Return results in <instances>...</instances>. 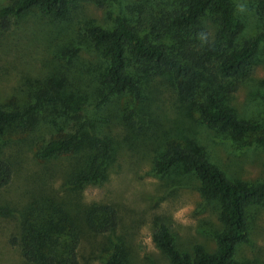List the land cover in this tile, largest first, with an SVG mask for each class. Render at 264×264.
I'll use <instances>...</instances> for the list:
<instances>
[{"label": "rangeland", "instance_id": "1", "mask_svg": "<svg viewBox=\"0 0 264 264\" xmlns=\"http://www.w3.org/2000/svg\"><path fill=\"white\" fill-rule=\"evenodd\" d=\"M181 1L80 2L57 19L32 10L13 19L9 29L0 34V103L4 107L31 101L33 92L80 106L77 114L70 115L59 102L45 103L32 127L11 131L2 143V153L13 172L8 185L0 189V208L8 210V214L0 215V264H22L17 247L8 240L18 235V216L26 204L45 196L66 202L79 229L77 257L85 264H102L110 238L122 242L128 264H168L151 240V228L158 222L169 228L177 248L189 251L198 243L211 251V232L219 228L216 203L203 201L198 180L185 167L176 165L162 174L153 170V160L161 157L171 143L204 150L229 178L251 183L264 180L262 146L239 147V143L252 141L255 136L237 142L206 127L178 98L176 84L167 72L145 78L144 98L139 104L127 94L98 104L97 77L103 61L96 51L76 44L83 23L89 20L109 27L118 14L131 24L152 21L150 16L158 22ZM231 2L241 23L233 39L236 46L264 31V13L255 9L254 0ZM201 27L212 40L216 23L207 17ZM163 41L171 44L168 36ZM250 65L249 77L225 98L240 117L264 123V45ZM129 108L147 114L143 126L121 120V113ZM91 117L105 122L96 125L94 131L88 127L82 131L87 135L101 132L110 140L103 178L67 191L62 184L64 177L84 162L88 149H94L92 144L83 139L76 152L49 159H40L35 152L50 137L71 132L77 121ZM92 203L114 207L113 231L100 235L86 229L82 212ZM247 221L248 236L238 244L235 259L238 264H264V210L250 208Z\"/></svg>", "mask_w": 264, "mask_h": 264}, {"label": "trees", "instance_id": "2", "mask_svg": "<svg viewBox=\"0 0 264 264\" xmlns=\"http://www.w3.org/2000/svg\"><path fill=\"white\" fill-rule=\"evenodd\" d=\"M102 1L0 0V34L9 29L13 19L32 10L57 19L66 16L80 2L102 4ZM254 3L255 9L264 13V0H254ZM207 17L216 23L212 40L204 35L206 32L201 27ZM150 19L131 24L118 14L109 27L88 20L77 32L76 44L96 51L103 61L97 77L98 104L126 94L139 104L144 98L145 78L167 72L176 84L178 98L196 112L198 121L237 142L254 135L252 141L244 140L239 147L255 144L264 149V123L240 117L225 98L249 77L250 61L264 45V31L235 46L233 39L239 34L241 23L231 0H182L177 8L161 15L158 22L152 16ZM166 36L171 40L169 46L163 41ZM56 102L70 115L80 111V106L37 92L32 93L31 101L16 107L6 108L0 103V189L8 185L13 172L2 153L6 136L11 131L28 130L41 106ZM120 118L143 126L147 114L129 108ZM103 122L105 119L93 117L77 121L71 132L50 137L36 150L38 158L49 159L76 152L83 139L92 144L95 150L88 149L84 162L64 177L62 184L67 191L98 183L103 178L110 140L101 132L87 135L82 131L85 127L94 131ZM166 148L161 157L153 160L154 172L162 174L176 165L190 170L199 182L198 192L203 201L216 203L219 228L211 232L214 242L211 251L198 243L189 251L177 248L164 222L152 226V242L165 255L168 264H238L237 246L248 236L247 211L264 210V180L251 183L229 178L199 148L175 143ZM7 211L0 208V215L8 214ZM82 216L91 233L108 234L116 226V211L110 204H89ZM18 218L19 233L8 242L17 247L22 264H85L77 257L79 229L65 201L50 196L36 198L26 204ZM101 263L128 264L124 245L118 238L109 239Z\"/></svg>", "mask_w": 264, "mask_h": 264}]
</instances>
